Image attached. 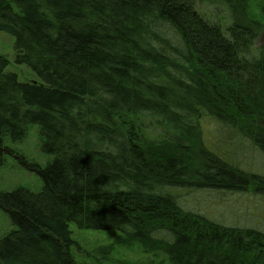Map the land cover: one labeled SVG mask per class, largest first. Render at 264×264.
Masks as SVG:
<instances>
[{"label": "trees", "instance_id": "1", "mask_svg": "<svg viewBox=\"0 0 264 264\" xmlns=\"http://www.w3.org/2000/svg\"><path fill=\"white\" fill-rule=\"evenodd\" d=\"M221 1L232 18L225 26L202 15L196 0H0L14 62L37 78L21 81L0 54V166L16 154L41 179L38 191H0L13 225L0 236V264H79L71 223L115 230L172 264L256 261L251 249L264 234L223 226L169 192L191 188L189 179L216 188L246 182L218 159L200 170L205 118L264 153V41L254 53L264 6L253 17L247 0ZM142 116L165 128L159 145L137 128ZM31 125L52 155L44 165L6 144Z\"/></svg>", "mask_w": 264, "mask_h": 264}, {"label": "rangeland", "instance_id": "2", "mask_svg": "<svg viewBox=\"0 0 264 264\" xmlns=\"http://www.w3.org/2000/svg\"><path fill=\"white\" fill-rule=\"evenodd\" d=\"M195 3L197 10L211 21L225 26L232 20L228 5L221 0H196ZM247 4L251 16H260L258 13L264 6V0H247ZM263 41L264 31L256 39L255 54H259L258 47ZM0 54L8 59V69L15 71L21 81H37L26 66L14 62L13 37L3 31H0ZM136 126L145 141L155 146L166 136L165 128L157 118L142 116ZM201 126L202 146L195 151L200 170L207 163L219 165L215 160L218 159L243 172L246 182L239 188H216L197 186L193 184L196 180L189 179L191 188L175 186L169 192L178 195L181 207L223 226L253 229L264 234V183L257 181L256 176L264 178V153L250 138L223 122L205 118ZM6 144L29 161L40 165L52 159V155L43 153L40 148L41 136L37 125L29 127L23 140L6 139ZM20 186L38 191L41 179L22 164L16 154L7 155L4 164L0 166V191ZM12 227L8 214L0 209V236ZM70 229L78 246L72 247L71 253L79 264H172L160 250H146L136 241L117 239L118 233L115 230L78 229L73 223ZM250 249L248 247L246 251ZM251 251L256 261L246 260L241 261V264H264V243L261 247H253ZM241 257L244 259L249 256L242 253Z\"/></svg>", "mask_w": 264, "mask_h": 264}]
</instances>
